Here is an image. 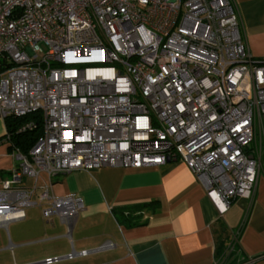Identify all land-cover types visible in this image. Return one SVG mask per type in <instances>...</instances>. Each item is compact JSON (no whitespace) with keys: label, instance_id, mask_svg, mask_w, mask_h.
Masks as SVG:
<instances>
[{"label":"built area","instance_id":"obj_1","mask_svg":"<svg viewBox=\"0 0 264 264\" xmlns=\"http://www.w3.org/2000/svg\"><path fill=\"white\" fill-rule=\"evenodd\" d=\"M34 111L42 133L11 153L0 225L31 204L68 223L82 210L80 195L48 183L34 199L41 172L168 159L188 166L222 214L251 193L264 155V59L249 52L232 0H0V117Z\"/></svg>","mask_w":264,"mask_h":264},{"label":"crops","instance_id":"obj_2","mask_svg":"<svg viewBox=\"0 0 264 264\" xmlns=\"http://www.w3.org/2000/svg\"><path fill=\"white\" fill-rule=\"evenodd\" d=\"M232 2L249 52L264 59V0ZM13 150L0 117V183L17 163ZM263 158L251 193L234 197L222 214L180 159L52 177L41 172L34 199L48 183L54 194L77 193L84 206L71 223L43 217L40 204L27 206L24 218L0 225V264H47V256L94 249L107 240L113 245L50 264H238L248 257L264 264ZM33 182L25 175L20 184ZM233 237L235 247L226 252Z\"/></svg>","mask_w":264,"mask_h":264},{"label":"trees","instance_id":"obj_3","mask_svg":"<svg viewBox=\"0 0 264 264\" xmlns=\"http://www.w3.org/2000/svg\"><path fill=\"white\" fill-rule=\"evenodd\" d=\"M40 113L38 111L29 112L21 116L9 115L4 118L5 125L10 138L11 145L18 147L20 150L27 152L28 149L35 143L38 136L42 133V124ZM32 120L36 126L31 129L18 131V127L25 121ZM114 216L121 221L120 215L116 210H113Z\"/></svg>","mask_w":264,"mask_h":264},{"label":"rangeland","instance_id":"obj_4","mask_svg":"<svg viewBox=\"0 0 264 264\" xmlns=\"http://www.w3.org/2000/svg\"><path fill=\"white\" fill-rule=\"evenodd\" d=\"M263 157H264V155L261 156V161H262V158H263ZM263 160H264V158H263Z\"/></svg>","mask_w":264,"mask_h":264}]
</instances>
